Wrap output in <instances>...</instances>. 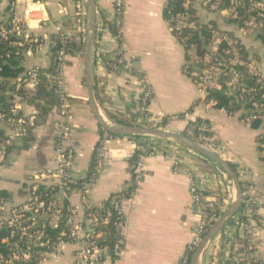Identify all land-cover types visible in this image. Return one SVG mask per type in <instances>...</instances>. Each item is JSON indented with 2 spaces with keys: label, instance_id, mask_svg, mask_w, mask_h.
Instances as JSON below:
<instances>
[{
  "label": "crops",
  "instance_id": "obj_1",
  "mask_svg": "<svg viewBox=\"0 0 264 264\" xmlns=\"http://www.w3.org/2000/svg\"><path fill=\"white\" fill-rule=\"evenodd\" d=\"M86 2L44 0L42 7L30 8L29 28L41 35L45 43L36 51L26 54L25 72L18 80L25 77L33 67L46 68L50 65L51 42L59 28L72 36H84L77 29L76 16L81 8L87 30ZM167 2L127 1V11L122 20L123 55L126 60L135 62V65L130 69L112 72L105 60H110L121 42L116 37L118 32L114 34L104 22H113L116 18L114 0H96L98 36L97 47H94V84L97 94L95 88L94 92L100 113L110 124H118L110 119L111 113L124 112L128 117L131 116L129 113L137 114L138 100L147 85L153 92L148 109L154 124L162 123L167 118L162 129L182 133L188 128L189 121L199 117L210 120L214 138L222 148L220 155L238 166L239 179L251 183L253 191L259 195V214L264 223V154L258 148V136L264 134V126L254 128L245 123L242 118L244 108L236 114H230L216 108L215 102L208 104L204 101L205 95L191 76V71L195 66L202 68L213 49L208 48L203 57L195 50V55L191 59L187 58L185 43L174 34L164 15ZM6 7L7 3L0 0V23L7 20ZM184 7L194 9V15L201 26L213 21L219 30L230 32L237 38L246 47L250 61L255 63L264 80V40L259 36L260 29L253 31L249 27L240 26L231 20L226 11L210 10L204 0H184ZM24 10L22 6L20 12ZM40 14L48 19L47 25L39 24ZM68 60L70 63L64 66L62 79L76 116L74 137L79 146L75 175L78 179H84L102 132L89 101L83 52L76 56L68 55ZM190 63L195 65L187 73L186 65ZM229 86L223 92L232 95L233 89ZM25 88L29 90L34 86L27 82ZM191 107H194L193 111L179 117V114L187 112ZM21 110L26 118H34L37 114L36 109L28 104L23 105ZM58 118L55 107L44 123L33 127L32 145L8 155L7 165L0 170V222L12 208L27 200L26 192L32 185V177L55 166ZM139 124L136 122L131 125ZM5 130L6 134L11 131L8 127ZM151 142L164 150L165 154L147 158L145 176L127 203L122 230L124 245L117 264H179L200 220L193 206L190 179L186 171L193 172L208 198L218 200L222 214L237 197L233 180L215 161L192 153L186 147L178 149L172 139L119 136L105 145L102 173L90 193L92 206H100L126 183H132L131 158L137 149ZM175 154L183 160L182 169L178 171L174 170L172 156ZM56 196L61 198L59 194ZM71 203L80 207V212L84 214L80 195H73ZM238 219L236 211L205 247L200 256V264H232L231 254L239 247L235 244ZM257 241L258 251L264 259V226L258 230ZM76 249L77 245L66 244L56 254L48 255L43 264H73Z\"/></svg>",
  "mask_w": 264,
  "mask_h": 264
},
{
  "label": "built area",
  "instance_id": "obj_2",
  "mask_svg": "<svg viewBox=\"0 0 264 264\" xmlns=\"http://www.w3.org/2000/svg\"><path fill=\"white\" fill-rule=\"evenodd\" d=\"M3 1L7 3L6 8L8 17L5 22L0 24V41H7L12 35L16 34L23 38L22 42L16 43L17 45L24 47V41H26V43L29 42V48H27L26 54L36 51L45 43V41L41 35L30 30L28 17L32 12L31 9L43 6L44 0H1V2ZM127 1L128 0H114L116 18L113 22L118 29L116 37L121 42V45L110 58L112 63L109 70L112 72L122 71V69L125 68L130 69L135 65V62L126 60L123 55L124 44L122 43V20L127 11ZM252 1L254 7L259 11L258 16L264 17V0ZM204 2L210 10L226 11L230 17L239 20L240 10L241 7H243V0H204ZM22 6L25 7V10L21 13L20 8ZM78 11L79 12L76 16L77 29L81 31V34L86 36V24L83 20L84 12L81 8ZM42 12H44V9ZM41 14L38 17L39 24L47 25L48 19ZM173 20L175 25L172 30L178 35L186 27L191 29L198 28L197 20H191L190 16L186 13L178 14ZM247 26L253 31L257 30L259 23L255 16H252L250 20H248ZM71 36L72 34L59 28L55 39L51 42V50L55 46V41L62 44L60 50L56 54V62L60 74L59 77L55 79L52 78V80L57 79L56 93L59 97V104L57 106L59 117L57 122L58 132L55 139V166L48 167L32 177V185L28 187L27 190V200L16 208H12L7 217L0 222L1 225L12 229L10 237L4 238L3 242H7L10 238H15L17 236L16 230L20 233V236L16 241L17 250L14 251L11 259H1L5 264H13L12 260L18 258L29 260L31 256L30 249L33 248V246L39 248L37 254L41 257V264H43L48 255L56 254L57 251L66 244L77 245L73 264H117L123 249L124 236L122 230L125 225L126 206L130 198L115 200L114 202L115 210L118 212L119 218L121 219H119V222H116V230L119 233V238L113 245L112 249L115 253V260H113L108 247L101 245V241L107 234L102 230H99L98 232L96 231L94 226L98 224V218H85V211L87 209L102 207V203L100 206H92L90 193L102 173L105 145L109 140L116 138V136L107 131L105 132L104 140L97 152V164L95 170L89 177L86 175L85 178H88L86 181L81 182L82 179H78L75 175V163L79 146L78 141L74 137L76 116L67 86L62 79V70L66 65V59L68 57L66 45ZM182 41L185 42V39L182 38ZM222 45H226L227 47L225 46V48L222 49L221 53L223 55H218ZM209 48H212L213 52L209 54V59L203 62L202 68L200 66H195L194 70L191 71L192 66L195 64L190 63L186 65V69L191 71V76L204 95H206L209 89L219 88V79L221 75H230V82L228 84L232 86L233 90H235L239 84L240 74L236 69L237 65L247 64V68L251 74L261 76V73L258 71L254 62L250 61L246 63L240 58V47L238 42L226 32L213 30ZM194 55L195 47H191L188 50V56L191 59ZM40 69H42L41 66H36L28 72L30 76L29 83L33 86L37 83ZM243 92H245V90H243ZM152 97V89L146 85L140 99L138 100L139 107L137 120H132V124L138 122L141 126L150 127L155 123L154 119L150 116L148 109ZM25 104L26 103L23 101L21 95L18 93L13 95L15 112L20 111ZM254 107L257 110L262 109V106L257 103L254 104ZM0 118H2V115H0ZM258 118L264 120V116L260 117L256 114H251L243 117V121L251 124ZM33 120L34 118H26L22 116L16 120L17 127L10 128L11 131L7 134V139L4 143L0 144V170L7 165L8 146L13 142L20 143L22 138L28 135V125H32ZM192 130L193 129L189 128L188 132L192 133ZM199 138V143L214 152L221 153L222 148L220 145L216 144V139L214 137H207L204 136V134H201ZM259 138L263 141L264 134L260 135ZM260 140L258 145L262 146L263 144ZM175 144L178 146V149L184 147L177 142ZM141 150L142 153L139 155L132 174V176L134 175L136 184H139L145 176L147 158L150 156L165 154L164 150L160 149L158 145H155L152 142L146 147L141 148ZM190 152L198 154L192 150H190ZM172 158L174 162V170L178 171L182 169L183 160L177 154L173 155ZM186 174L190 179V192L193 206L200 220L193 231V239L187 246L179 264H192L196 252L201 247L206 234L214 224L212 223V212H214L218 205L221 208V204L218 200L208 198L205 195L192 171H186ZM40 186L49 188L54 195L49 199L45 198L39 194ZM129 186L130 183H126L121 190H125ZM56 194H60L61 198H58ZM75 194L80 195L84 214L80 212V207L71 203V198ZM244 194L247 195L248 198L247 208L244 212L246 221L242 222V234L247 238L249 246L246 249L247 253H241L234 259L235 263L241 260H248L251 257L262 258L258 251L257 244L258 230L264 226L263 219L259 214L260 197L253 191L252 187L242 193V196ZM45 196H48V194ZM28 214L31 215L27 218V220L30 221L29 224L26 220ZM24 221L26 224H24ZM62 221L64 222L65 228L58 237H52L50 233L46 231L47 228L57 227ZM104 223H108V218L104 219ZM18 242H23L26 245L28 244L29 251L21 249Z\"/></svg>",
  "mask_w": 264,
  "mask_h": 264
},
{
  "label": "trees",
  "instance_id": "obj_3",
  "mask_svg": "<svg viewBox=\"0 0 264 264\" xmlns=\"http://www.w3.org/2000/svg\"><path fill=\"white\" fill-rule=\"evenodd\" d=\"M254 1H260V0H254ZM188 14L190 16L191 20H197L196 16L194 15V9L191 7L190 9H186L184 7V0H168L166 7L164 9V15L166 19L169 21L170 27L173 28L175 25L174 18L177 17L178 14ZM258 9L254 7V3L252 0H243V7H241L240 10V17L239 20L233 19L231 17V20L238 23L240 26L247 28V22L250 20L252 16L256 17V20L259 23V27L257 30H261L260 37L264 40V17L258 16ZM1 24V23H0ZM104 24L108 25L111 29V31L114 34H117L118 29L115 27L114 22L105 20ZM213 30H219L217 24L213 21L201 26L198 23L197 29H191V28H184L182 32L178 35L174 32V34L178 37L180 41H182V38L185 39V48L186 51L191 47H195V50L200 56H204L205 52L208 50L209 45L211 43V37H212V31ZM256 30V31H257ZM223 31V30H219ZM226 32V31H223ZM229 36H231L233 39H235L240 47V58L245 61L246 63L250 62L249 54L246 49V47L230 32H226ZM98 36V33H97ZM23 41V38H21L19 35H12L9 40L7 41H0V115H2V118H0V144L4 143L7 139V134L5 127L8 128H16V120L21 118L23 115V111L20 110L18 112L14 111V105H13V95L15 93H18L22 96L23 101H25L26 104L33 106L37 114L34 117L32 125H28V135L24 138H22L21 143L13 142L11 145L8 146V155L17 150H22L30 147L33 142L32 137V130L33 127L42 124L46 121L49 113L58 106L59 104V97L56 93V85H57V79L52 80V78L59 77L60 71L57 67L56 62V54L60 50L62 44L55 41V46L52 48L51 52V63L48 67L42 68L39 70L38 73V80L34 88L27 90L25 88V85L30 80L29 73L27 72L26 76L22 79L18 80L20 75L25 72L24 62L26 59V50L29 48V42L26 43L24 41L25 46L22 47L20 45H17L16 43H20ZM226 45H222L218 55H223L222 49L225 48ZM97 47V37L95 41V46ZM227 47V46H226ZM35 49V47H34ZM85 51V37L80 35L77 36H71L69 39L68 44L66 45V52L68 55L76 56L80 52ZM227 57V56H226ZM187 58L190 59L189 56ZM70 61H66V64H69ZM105 63L108 67V69L111 67V60H105ZM236 69L238 70L239 74V84L238 87L233 90V94H224L223 90L228 89V79L230 78V75H221L219 79V83L221 84L222 88H212L209 89L205 95L204 101L208 104L216 103L215 107L224 109L230 114H236L244 108L242 118L251 115L256 114L260 117L264 116V80L261 76L251 74L247 68V64H241L237 65ZM187 73L188 70H186ZM86 82V80H85ZM20 86V87H19ZM94 88L97 94V88L96 84H94ZM245 90V92H243ZM199 102H196L198 104ZM257 103L262 106L261 110H257L254 107V104ZM194 107H191L187 112L179 114V117L185 116L187 113L193 111ZM127 115V114H126ZM130 117L125 116L124 112H116L109 114L110 119L113 122H116L118 124H132V120H135L138 114H132ZM167 118L163 120L162 123L154 124L152 127L156 128H164V122H166ZM252 127L259 128L262 125L264 126V120L261 118H258L257 120L253 121L251 123ZM188 128L182 132L183 135L193 138L196 141H200V135L204 134V136L207 137H214L213 133V126L212 122L210 120H207L205 118L199 117L194 121L188 122ZM191 128L192 133L188 132V129ZM203 129V130H201ZM101 138L98 142L92 157H91V164L89 167V171L87 173V177H89L95 170L96 164H97V152L104 140V134L105 130L101 126ZM262 135V134H260ZM260 135L258 136V142L260 140ZM116 137H119V135H115ZM262 142V146L258 145L259 150L264 154V140H260ZM216 144L219 145L220 143L216 140ZM142 153L141 149H137L131 158V164H132V174L134 167L137 164L139 155ZM230 165L240 178V172L239 168L236 164L230 162ZM88 178H84L81 180V182L86 181ZM134 175L132 176V183H130V186L125 190H120L119 192H116L109 196L108 199L104 200L102 202L101 208H91L87 209L85 211V218L91 219L93 217L98 218V224L95 225V229L98 232L99 230H102L105 234H107L103 240L101 241V245L104 247H108L110 250V254L115 260V253L113 252V245L119 238V233L116 230V222H119V215L118 212L115 210L114 202L115 200H121V199H129L132 197V194L137 187V184L135 182ZM241 183V189L242 193L246 192L250 187H252V184L248 181L240 180ZM4 192H2L3 194ZM27 193V192H26ZM5 194V193H4ZM39 194L44 196L45 198H51L54 194L50 191L49 188L45 186L39 187ZM48 194V196H45ZM6 195V194H5ZM247 195L242 196V201L240 203V206L238 208V214H239V227L237 236L235 238V244H238L239 247L236 248V250L233 251L231 254V262L232 264H264V259L262 258H255L251 257L248 260H241L239 262H234V259L240 255L241 253H247L246 249L249 246L248 240L245 236L242 234V222L246 221V218L244 216V212L247 208ZM17 207V206H16ZM15 207V208H16ZM222 215L221 208L218 205L214 212H212V223H215L216 219L219 218ZM31 215L28 214L26 217V220ZM108 218V223H104V219ZM121 220V219H120ZM30 221L27 220V223L29 224ZM24 224L26 222L24 221ZM65 228L64 222H60L57 227H48L46 231L50 233L52 237H58L59 234L62 232V230ZM12 229L1 225L0 223V260L4 259H11L14 251L17 250V239L20 236V233L18 230H16V237L10 238L7 242H3V239L6 237H10ZM19 247L24 250H28L29 246L28 244H24L23 242H18ZM258 244V241H257ZM37 250L39 248L34 247L30 249L31 256L29 260H22L20 258L13 259V264H41V257L39 254H37ZM29 251V250H28ZM0 264H5L3 260L0 261Z\"/></svg>",
  "mask_w": 264,
  "mask_h": 264
},
{
  "label": "water",
  "instance_id": "obj_4",
  "mask_svg": "<svg viewBox=\"0 0 264 264\" xmlns=\"http://www.w3.org/2000/svg\"><path fill=\"white\" fill-rule=\"evenodd\" d=\"M88 10V28L85 37V77L86 85L89 92V101L94 115L96 116L99 124L105 131L119 136H150L162 139H172L178 144L218 163L233 180L237 197L230 207L216 220V222L209 229L206 234L201 247L196 252L192 264H200V255L203 249L209 244L214 235L226 224V222L235 214L242 201V189L238 175L230 165L229 161L224 159L219 153L210 150L198 141L191 137L185 136L182 133H174L162 128H154L149 126L140 125H127V124H110L102 117L99 106L96 102L94 92V46L97 37V4L96 0H87ZM230 80H228V83ZM231 89V86H229ZM224 93V92H223ZM60 195V194H59Z\"/></svg>",
  "mask_w": 264,
  "mask_h": 264
},
{
  "label": "rangeland",
  "instance_id": "obj_5",
  "mask_svg": "<svg viewBox=\"0 0 264 264\" xmlns=\"http://www.w3.org/2000/svg\"><path fill=\"white\" fill-rule=\"evenodd\" d=\"M83 55H84V52H83Z\"/></svg>",
  "mask_w": 264,
  "mask_h": 264
}]
</instances>
